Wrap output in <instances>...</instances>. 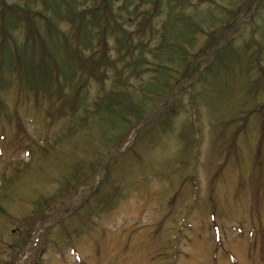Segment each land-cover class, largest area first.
Masks as SVG:
<instances>
[{
  "label": "rangeland",
  "instance_id": "1",
  "mask_svg": "<svg viewBox=\"0 0 264 264\" xmlns=\"http://www.w3.org/2000/svg\"><path fill=\"white\" fill-rule=\"evenodd\" d=\"M258 1L186 0L187 8L180 9L175 0L171 6L168 0H77L86 17L105 21L96 27L105 28L106 34L87 53L108 47L111 57L120 58L118 39L107 31L108 17L122 21L131 38L144 45L148 59L139 78L130 76L134 87L153 74L150 70L158 62L150 50L161 45L169 10L174 26L163 45L174 52L180 31L199 24L203 29L183 46L186 60L193 61V76L181 81L171 99L147 108L150 113L141 119L128 116L126 128L124 118L109 128L115 143L97 137L87 146L91 157L77 153L68 159L76 161L69 163L51 161L50 152L46 156L40 150L46 140L49 146L56 143L53 151L75 149L74 137L53 139L69 128L70 112L79 109L71 108L75 98L69 105L18 77L10 76L9 83L4 77L0 187L5 181L11 185L0 195V264H264V5ZM22 11L27 14L21 27L8 22V12L18 20ZM243 11L245 17L238 14ZM0 12L9 42H25L27 31L47 29L54 22L44 0H0ZM181 15L188 17L187 26L179 21ZM1 20L0 33L6 29ZM61 27L71 28L65 22ZM220 36L235 46L226 48L224 61L213 62L203 73L206 79L214 74L205 95V83L196 91L191 84L214 57ZM184 64L165 68L172 80L183 75ZM115 74V68L108 67L104 79L85 77L83 94L92 103L119 89ZM79 85L65 84L67 94L73 96L70 92ZM195 93L201 98L198 109ZM254 104L257 107H251ZM234 114L239 126L228 123ZM97 123H91L93 130L100 129ZM184 127L188 146L182 140ZM97 149L108 153L101 162L95 160L85 177L94 185L87 186L81 177L72 189L73 202L47 210L46 221L36 220L31 215L34 202L60 192L62 174L80 161L87 163ZM254 160L261 170L253 167ZM66 201L67 195H61V204Z\"/></svg>",
  "mask_w": 264,
  "mask_h": 264
},
{
  "label": "trees",
  "instance_id": "2",
  "mask_svg": "<svg viewBox=\"0 0 264 264\" xmlns=\"http://www.w3.org/2000/svg\"><path fill=\"white\" fill-rule=\"evenodd\" d=\"M44 1L53 13L54 22L47 24L48 30L43 28L40 30L39 27L38 29L35 28L31 31H27L25 42L20 43L17 39H13V42H9L7 34L8 30L6 28L4 17H0L2 19L1 23L4 22L6 28L0 33V87H3L6 83L4 77H6V81L9 83L11 79L10 76H15L30 87H35L37 90L41 88L42 90L49 91L51 95L63 99L69 105V100L75 98V104L71 106V108L79 109L70 112L71 122L69 123V128L60 135H54L53 138H57L59 139L57 142H61L70 137H74L75 139H73V141L76 142L75 149L70 148L58 152L57 150L53 151L52 149L56 143L49 146V141L46 140L40 151L44 152V155L46 153V156L49 155L50 152L51 161L55 159H59L58 161H60V159L62 161L67 159L66 163L76 161V159H71L68 162V159L73 158L72 155L80 152L86 158H89L93 153L92 150L87 149L89 141H96L98 138L115 143L116 135L113 137L109 132V128L114 124L116 125L123 118L126 122L123 126L124 128L127 127L128 120H132V117L135 119H141L143 116L150 113L151 109L149 110L147 108H151L152 104L156 105L159 101L162 102L163 98L171 99L174 96L175 91L178 90L177 86L181 84V81L193 76V61L192 59L186 60L188 55L183 46L186 45L187 41L193 38L198 29H203L196 22L194 25L195 28L185 27L184 30L180 31L178 35V43L174 45L179 48L175 47L177 48V51L174 52L173 49H169L163 45V42L169 35L168 29L174 26L171 21V12L169 10L170 21L169 25L162 31V39L159 42L161 45L159 48H152L150 50V53L156 57L154 60L158 63L156 67H153L152 70H150L153 72L151 77L140 79V85L134 87L130 84L129 78L130 76L140 77L148 57L143 51L144 45L131 38L132 35L123 27L122 21L117 22L108 17L110 27L107 31L112 33V35H115L118 39L119 44L115 47L119 53H121L119 54L120 58H118V56L111 57L109 55L110 49L108 47L102 50L97 48L93 53L89 54L87 51L94 48L95 41L98 43V39L106 34V29L101 28L105 24V21L101 20L98 22V19L86 17L85 13L78 9L77 0ZM185 1L186 0H175L176 7L179 6L180 9L187 8ZM168 3L170 6L171 4L174 5V0H168ZM257 4L264 5V1L259 0ZM16 7L19 6L16 5ZM4 8L5 6L3 5L1 11H4ZM6 12L7 11H5V13ZM22 13L23 14H19L17 20L14 13L8 12V22H14L17 27H21L23 22L22 19L26 17L27 14L25 11H22ZM244 13L245 12L243 11V14H238L243 17ZM0 16H2V12H0ZM11 16H14V18ZM36 16L37 15L34 13L33 17ZM198 17H200V14ZM187 18L188 17L181 15L179 21L187 26L190 22ZM55 19L57 20L55 21ZM62 22L67 23L71 28L64 29V27H61ZM98 25L101 27H96ZM30 34H33V36H30ZM34 35H38V39ZM209 40L210 39H208V41ZM220 41L221 43L217 47L214 57H210L209 62L204 68L205 72H207L209 67L212 66L213 62H218V60L224 61L227 52L226 48L232 45L235 46V44L230 43V41H226L224 36H220ZM215 47L216 46L213 48ZM133 52L135 53L134 57H131V53ZM118 60L122 65L119 64ZM180 62L185 63L181 67L184 68V71L182 72L183 75L180 74V77H175V79L172 80V76L167 73L165 68L173 66V63L179 65ZM108 67L109 70L115 68L116 81L121 87L103 94L98 100L91 103L87 95L85 93L83 94L82 79L88 76H95L104 79ZM126 73L129 74L127 75ZM201 79L203 82L202 84L206 83L208 86H211L214 74L212 78H209L210 81L208 78L206 79L204 77ZM71 82L80 83L78 88L70 92L74 94L73 96L67 94L65 90V84ZM2 106L3 101L0 99V114ZM256 106L257 105L254 104L251 107ZM63 110L65 112L67 111V109ZM79 110H81V113ZM128 116L130 119H128ZM20 120L21 118L18 119L17 125L21 122ZM93 121H98L97 124L100 126V129H92L93 125H91V123ZM118 124H121V122ZM194 133H196L195 130ZM81 141H85L83 147L80 146ZM86 141H88L87 145ZM184 145L188 146L186 141ZM116 146L119 147L120 145L118 144ZM32 150L38 152L36 149ZM260 150L261 146L257 149L256 157L260 153ZM95 153V157L86 161L87 163L80 161L77 165L70 168L69 174H62V177L65 175V181L59 190L60 192H56L50 196H42L34 202V208L31 211V215L35 217L36 220L46 221L48 217L46 215L47 210L54 208L57 204L60 207L62 205L64 207L67 203H70L71 201L73 202L76 197V192H72V189L80 183L81 177L84 178L87 186L94 185L86 182L85 177L91 174L95 160L99 159L101 162L105 153H108V149L104 151L97 149V152ZM258 161L259 160H254L253 167L261 170V167L258 168ZM65 166L66 165H64V167ZM60 167L64 170V167ZM94 174H96V172H94ZM108 176V173H106L102 174L101 177H104L103 179H105ZM12 181L14 182L15 178L14 180L12 179ZM9 185H11L10 181L7 184L6 181L4 182L0 187V195L4 189H8ZM99 187L100 185H98V189ZM91 188L89 190H92ZM61 195H67L66 203L61 204ZM1 206L3 208V205ZM55 210L56 208L54 209L52 216L54 219L57 218ZM22 239H25V235H22Z\"/></svg>",
  "mask_w": 264,
  "mask_h": 264
}]
</instances>
